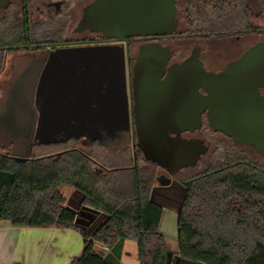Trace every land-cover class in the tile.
I'll return each instance as SVG.
<instances>
[{
  "label": "trees",
  "instance_id": "trees-1",
  "mask_svg": "<svg viewBox=\"0 0 264 264\" xmlns=\"http://www.w3.org/2000/svg\"><path fill=\"white\" fill-rule=\"evenodd\" d=\"M118 135L88 151L74 140L34 145L29 159L0 150V223L81 232L84 250L70 264H123L126 242L137 244L139 264H168L164 210L152 200L160 168L133 148L129 133ZM199 168L173 175L185 191L179 256L198 264H264V165L227 151L211 168ZM68 189L107 217L93 234L78 228ZM95 243L109 252H96Z\"/></svg>",
  "mask_w": 264,
  "mask_h": 264
},
{
  "label": "water",
  "instance_id": "water-1",
  "mask_svg": "<svg viewBox=\"0 0 264 264\" xmlns=\"http://www.w3.org/2000/svg\"><path fill=\"white\" fill-rule=\"evenodd\" d=\"M10 1L0 0V10ZM176 2L95 0L83 10L76 33L89 30L126 44L135 37L173 34L179 27ZM69 51L87 52L90 60L101 59L105 63L109 94L106 109L99 113L100 122L84 121V112L96 114L93 106H37V73L32 71L14 89L16 101L20 103L23 95L25 104L10 108L14 115L8 128L13 135L21 133L26 146V154H11L14 158L29 159L34 145H44L56 138L65 142L127 132L135 140L133 148L141 150L146 160L168 174L159 181L166 187L173 183L171 176L196 167L207 155L209 147L203 140L183 136L200 130L205 115L213 131L255 147L264 159V94L259 93L264 87V42L218 74L205 69L200 49H195L181 64L170 67L171 47L161 43L140 46L133 66L128 47ZM74 116L80 121L70 122Z\"/></svg>",
  "mask_w": 264,
  "mask_h": 264
},
{
  "label": "flooded vegetation",
  "instance_id": "flooded-vegetation-1",
  "mask_svg": "<svg viewBox=\"0 0 264 264\" xmlns=\"http://www.w3.org/2000/svg\"><path fill=\"white\" fill-rule=\"evenodd\" d=\"M94 1L11 0L0 10V105L10 111L12 106L25 104L23 95L20 103L16 101L14 89L19 87L25 74L30 77L33 71L37 73V105H42L43 101L54 108L85 109L93 105L96 114L84 112V121L100 122L99 113L106 109L109 94L105 63L101 59L90 60V53L70 52L69 49L128 47L132 57L130 65L133 66V58L138 55L140 46L161 43L172 50L168 67L181 64L195 49H200L205 69L218 74L264 42V0H177V32L160 37H135L128 44L89 30L76 33L83 10ZM259 93L264 94V87L259 89ZM43 96L46 99L43 100ZM130 103L134 105V99ZM74 117L69 121H80ZM118 133L122 139L123 135ZM183 136L203 140L208 145L207 155L211 153L209 168L227 151L230 154L240 151L245 155L248 147L256 151L251 145L236 143L232 138L213 131L205 115L200 130ZM111 138L110 134L87 137L82 139V144ZM16 146L15 143V146L3 150L12 153ZM164 177L169 176L160 170L158 182ZM171 178L175 181L173 176Z\"/></svg>",
  "mask_w": 264,
  "mask_h": 264
},
{
  "label": "crops",
  "instance_id": "crops-1",
  "mask_svg": "<svg viewBox=\"0 0 264 264\" xmlns=\"http://www.w3.org/2000/svg\"><path fill=\"white\" fill-rule=\"evenodd\" d=\"M44 99L46 98L43 97ZM48 105L43 101L42 105L38 104L37 106L46 107ZM1 111L2 113L5 111V107L2 105H0ZM11 120L9 124H11ZM111 136L112 138L116 137L117 132ZM24 138L21 133L13 135L8 126L0 125V150L12 145L15 146L16 143L17 149L11 154L23 156L26 154V151H24ZM43 139L47 140L44 136ZM58 139L56 138L52 142L44 144V146L62 142H58ZM69 140H74L78 147L83 146L82 139L71 138ZM90 145H93V143L87 144L85 148L81 147V149L88 151L92 147ZM184 193L185 191L180 184H177L174 189H166L159 183L152 193V200L164 210L160 231L167 242L169 251L168 264H198L185 261L179 256L177 223ZM67 194L68 207L76 214V224L80 231H85L88 234L96 232L107 220V217L96 210L84 206L83 196L79 192L68 189ZM169 237H171V240H169ZM84 244V238L79 231L58 228H15L8 222L0 223V264H70L73 259L82 254ZM130 246L129 242L124 245L122 263L139 264L138 252L131 250Z\"/></svg>",
  "mask_w": 264,
  "mask_h": 264
},
{
  "label": "rangeland",
  "instance_id": "rangeland-1",
  "mask_svg": "<svg viewBox=\"0 0 264 264\" xmlns=\"http://www.w3.org/2000/svg\"><path fill=\"white\" fill-rule=\"evenodd\" d=\"M137 51V48H135L134 49V52H136ZM11 111V110H10ZM10 111L8 110V109H5V111H3V113H2V111L0 112V125L1 126H9V122H10V120L12 119V114L10 113ZM12 112V111H11ZM129 136H130V139H131V144H135V140L133 141V137H132V133H129ZM83 146H81V147H86L87 145H85L84 143L82 144ZM80 147V146H79ZM80 147V148H81ZM248 152H247V154H246V156L247 157H249V158H252V159H256V160H258L261 164H263L264 165V159L255 151V149L254 148H252V147H248ZM142 157V156H141ZM210 159H211V153L210 154H208L207 156H205L204 158H203V160H202V162H201V164H200V170H206V169H208L210 166H209V161H210ZM219 159H221V161H222V159H223V156L222 157H220ZM164 174V173H163ZM177 182H175V181H173V185H170V186H168V187H165L166 189H174V188H176L177 187ZM182 187V186H181ZM68 195V194H67ZM176 227V226H175ZM175 227H174V229H175ZM169 240H171V237H169ZM170 243H171V241H170ZM129 245H131L129 248L131 249V250H135L136 252H138V246H137V244L136 243H134V242H129ZM129 249V250H130ZM130 250V251H131Z\"/></svg>",
  "mask_w": 264,
  "mask_h": 264
},
{
  "label": "built area",
  "instance_id": "built-area-1",
  "mask_svg": "<svg viewBox=\"0 0 264 264\" xmlns=\"http://www.w3.org/2000/svg\"><path fill=\"white\" fill-rule=\"evenodd\" d=\"M94 249L96 252L98 253H103V254H106L109 252V247L106 246V245H101L99 243H95L94 244Z\"/></svg>",
  "mask_w": 264,
  "mask_h": 264
}]
</instances>
